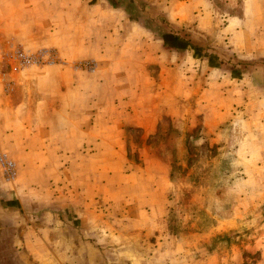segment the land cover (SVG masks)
<instances>
[{"label":"crops","instance_id":"crops-1","mask_svg":"<svg viewBox=\"0 0 264 264\" xmlns=\"http://www.w3.org/2000/svg\"><path fill=\"white\" fill-rule=\"evenodd\" d=\"M117 1L123 5L149 2L158 13L168 12L169 18L180 21L188 17L212 18L207 11L219 7L220 2L230 1L228 5L234 12L217 11V17H225L227 23L218 28L220 34L215 43L238 51L236 56L244 59L243 64L235 60L233 69L225 70L226 59L220 56L217 62L211 60L207 45L202 48L193 44L195 37H183L188 31L172 21L164 30L159 27L160 36L154 40L149 35L152 29L134 20L131 10L115 4ZM58 11L63 17L75 19L76 33L81 32L77 28L83 25L96 29L99 17L113 20L115 15L121 24L107 25L102 32L120 31L125 36L121 46L143 61L153 60L161 71L152 81L142 70L125 77L129 83L149 84L139 93L121 90L130 107L121 110L119 122L109 121V116L99 114L94 107H79L76 103L66 107V102H61L66 96L62 90L64 82L53 75L37 74L36 69L22 71L25 90L16 85L14 92L5 93L0 86V150L10 151L17 169L15 181L9 183L0 168V263L4 258L11 264H71L70 260L73 264H105V256L93 251V245L112 242L115 235L111 234L112 220L102 217V210L107 211L113 203L116 208L121 200L119 209L138 212L140 219L132 227L136 229L160 218L156 211L163 208V195L166 189H176L177 184L169 171L164 170L159 156L148 148L149 144L133 142L129 135L122 137L119 132L122 126L137 127L145 135L160 129L159 121L163 117H183L188 111L184 103H179V94L191 92L193 85L196 87L193 93L200 95V99L215 92L219 109L248 98L250 104L240 112L249 118L262 111L259 103L264 106L263 60L247 63V60L264 59V0H0V46L16 43L30 47L32 42L46 43L36 35L49 30L47 19L56 18ZM193 28L200 29L196 24ZM222 32L230 35L227 41ZM139 49L146 52L139 55ZM164 53L169 54L167 61ZM179 54L184 57L185 65L192 63L194 57L205 64L207 71L199 82L192 75L184 78L178 75L174 57ZM236 68L247 72H235ZM134 95L146 102L132 104ZM46 99L56 100L50 103ZM78 111L84 115L83 125L68 123L69 115ZM115 129L120 135L113 139L109 131ZM121 191L123 194L119 196ZM55 193L61 195L56 197L59 204L49 207ZM112 194L116 195V201H112ZM96 198H102L105 203L99 205ZM127 198L134 205H124ZM151 198L156 200L150 201ZM68 209L74 212L70 218L63 213ZM103 215H109L108 211ZM73 238L78 244L72 247ZM255 264H264V252Z\"/></svg>","mask_w":264,"mask_h":264},{"label":"rangeland","instance_id":"rangeland-1","mask_svg":"<svg viewBox=\"0 0 264 264\" xmlns=\"http://www.w3.org/2000/svg\"><path fill=\"white\" fill-rule=\"evenodd\" d=\"M229 2L218 3L219 7L214 6L216 8L213 9L214 12L210 11L211 9L207 11L212 14V18L188 17L182 21L169 18L168 12L158 13L157 8L149 2L133 1L123 5L117 1L115 4L130 9L134 20L150 27L153 33L149 35L154 40L160 36L157 33L160 26L164 30V27H169L171 21L181 26L182 30L188 31L184 32L183 37L194 36L193 44L202 48L207 45L208 51L211 52V60L217 62L221 56L226 59V63L222 61L226 64L225 70L231 71L235 60L239 63L244 59L236 56L238 51H234L232 47L221 48L215 43L218 42V33L220 34L218 28L227 23L225 17H217V11L225 9L235 11L228 5ZM141 9L144 11L141 12ZM156 14L158 16H154ZM61 15L62 12L58 11L56 18L54 16L47 19L49 30L45 29V32L36 35L46 40L44 44L37 45L32 42L30 47L16 43L1 44V89L5 93L14 92L16 85H21L25 90L24 80L21 79L22 71L36 69L37 74L53 75L60 82H64L62 90L66 96L61 102H66V107L67 104L73 106L75 103L79 107H94L99 114L109 116V121L112 119L122 121L121 110L129 108L130 104L128 99L121 96L120 93H123L121 90L139 93L140 89L148 88L145 86L149 84L129 83L125 77L139 74L142 70L147 72L146 75L152 81L159 75L161 67L153 60L143 61L137 58L127 47L121 46L125 36L123 37L120 31L116 34L102 32L107 25L121 24L120 21H116L115 15L113 20L105 19L104 16L99 17L96 29L89 25L77 28L81 30L80 33L75 32L74 18ZM202 21L209 22L202 24ZM194 24L199 25L200 29L193 28ZM31 37L35 39L34 36ZM222 37L227 41L230 35L222 32ZM213 43L215 44L210 46ZM39 50L45 52L40 62L23 65L19 63L17 51L29 53ZM145 52L139 49L138 54ZM164 55L167 61L169 54ZM194 58L195 60L192 63L188 62L187 65L180 54L174 57V60L178 65L179 76L184 78L192 75L193 80L199 82L207 68L200 59ZM247 61L254 64L261 61L264 63V59L261 58ZM239 70L247 72L242 68H236L235 72ZM116 78L118 81L114 80ZM193 86L191 92L179 94V103H184L188 111L182 115L183 117H163L159 121L160 129L145 135L137 127L124 129L122 126V130L119 131L122 137L129 135L133 142L140 140L149 144L148 148L159 156L164 170L169 171L177 188L166 189L162 200L163 208L156 211L160 213V218L143 228H132L135 226L134 222L140 219L139 214L134 209L125 211L119 209L121 200L116 208L114 203L109 206L110 209L107 210L109 215H103L107 211L102 210V217L108 216L112 220L114 229L111 234L115 235L112 242L102 241L98 242L97 246L93 245V251L105 256V264H255L260 257L262 258L264 123L260 122L264 121V106L259 103L258 108L262 111L249 118L246 113L240 112L250 104L248 98H243L233 106L219 109L218 96L215 92L200 99V95L193 93L196 91V87ZM54 88L56 89V85ZM133 98L131 103L135 105L146 102L137 99L136 95ZM46 100L51 103L56 99ZM83 116L80 111L73 113L69 115L71 122L68 123L83 125L85 122L82 121ZM117 134L120 135L116 129L109 131V137L113 139L118 137ZM0 153L7 154L14 161L8 149L2 148ZM16 176L17 169L15 177L9 183H13ZM122 194V191L118 193L119 196ZM56 197L61 195L56 194L52 197L49 207H57L59 199ZM111 198L112 201L117 200L114 194ZM96 199L99 205L105 203L102 198ZM127 199L123 200L124 205H134L132 199ZM153 200L156 199L151 198L150 201ZM63 213L66 218L74 215L70 209ZM141 214L143 215L142 212ZM71 243L72 247L78 244L74 238ZM2 248L3 250L6 248L4 243ZM100 261L103 262V259L100 258ZM70 262L73 264V260ZM0 264L11 262L3 258Z\"/></svg>","mask_w":264,"mask_h":264},{"label":"built area","instance_id":"built-area-1","mask_svg":"<svg viewBox=\"0 0 264 264\" xmlns=\"http://www.w3.org/2000/svg\"><path fill=\"white\" fill-rule=\"evenodd\" d=\"M44 56H45V52L42 50H39L37 52H29V53L28 52L25 53L23 51H17V57L21 65L40 62V60L43 59ZM0 166L3 170L6 181H10L15 177L16 174L15 163L5 153H0Z\"/></svg>","mask_w":264,"mask_h":264}]
</instances>
